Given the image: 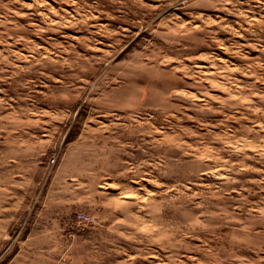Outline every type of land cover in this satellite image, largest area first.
Returning <instances> with one entry per match:
<instances>
[{"label": "rangeland", "instance_id": "obj_1", "mask_svg": "<svg viewBox=\"0 0 264 264\" xmlns=\"http://www.w3.org/2000/svg\"><path fill=\"white\" fill-rule=\"evenodd\" d=\"M0 264H264V0H0Z\"/></svg>", "mask_w": 264, "mask_h": 264}]
</instances>
